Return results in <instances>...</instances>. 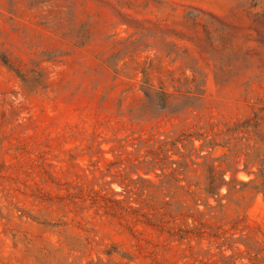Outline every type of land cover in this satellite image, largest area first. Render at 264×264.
Instances as JSON below:
<instances>
[{
  "label": "rangeland",
  "instance_id": "1",
  "mask_svg": "<svg viewBox=\"0 0 264 264\" xmlns=\"http://www.w3.org/2000/svg\"><path fill=\"white\" fill-rule=\"evenodd\" d=\"M0 264H264V0H0Z\"/></svg>",
  "mask_w": 264,
  "mask_h": 264
}]
</instances>
